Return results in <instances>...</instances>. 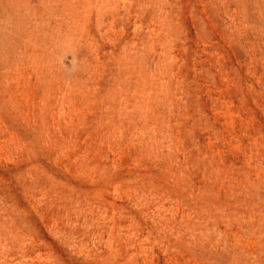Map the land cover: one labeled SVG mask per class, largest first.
Returning <instances> with one entry per match:
<instances>
[{"label":"rangeland","instance_id":"obj_1","mask_svg":"<svg viewBox=\"0 0 264 264\" xmlns=\"http://www.w3.org/2000/svg\"><path fill=\"white\" fill-rule=\"evenodd\" d=\"M0 264H264V0H0Z\"/></svg>","mask_w":264,"mask_h":264}]
</instances>
